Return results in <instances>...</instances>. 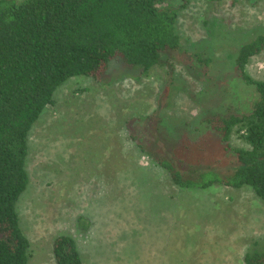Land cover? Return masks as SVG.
<instances>
[{"label":"rangeland","instance_id":"rangeland-1","mask_svg":"<svg viewBox=\"0 0 264 264\" xmlns=\"http://www.w3.org/2000/svg\"><path fill=\"white\" fill-rule=\"evenodd\" d=\"M178 13L185 51L210 57L215 68L223 61L222 70L208 71L211 82L228 80L223 100L196 62L154 66L134 78L135 69L112 59L99 81L76 75L63 82L29 133V183L16 203L28 264H55L52 240L63 233L75 238L85 264H244L253 241H264V203L250 187L180 189L122 146L123 122H144L165 89L156 125L176 139L181 131L206 130V103L220 102L223 113L252 96L224 71L239 43L264 34V0H190ZM246 72L264 80V50L250 57ZM231 144L243 145L235 134Z\"/></svg>","mask_w":264,"mask_h":264},{"label":"trees","instance_id":"trees-1","mask_svg":"<svg viewBox=\"0 0 264 264\" xmlns=\"http://www.w3.org/2000/svg\"><path fill=\"white\" fill-rule=\"evenodd\" d=\"M189 1L0 0V264H28L30 244L16 203L29 183V133L41 113L55 105V90L68 78L99 81L112 59L135 69L139 75L134 78L154 66L196 62L207 88L223 100L221 87L227 91L228 80L219 84L208 75L210 68L222 70L223 61L216 59L215 68L210 57L187 52L181 44L178 12ZM263 50L264 34L239 43L224 71L251 87L244 105H226L222 113L216 110L220 102L204 103L200 123L206 130L169 138L156 125L162 121L158 107L166 103L165 89L144 122H123L118 131L122 146L140 152L174 187L248 186L264 203V80L246 72L250 57ZM233 134L243 145L231 144ZM51 253L55 264H85L69 234L53 237ZM242 260L264 264V241H253Z\"/></svg>","mask_w":264,"mask_h":264}]
</instances>
